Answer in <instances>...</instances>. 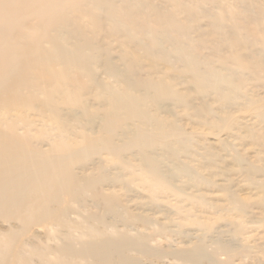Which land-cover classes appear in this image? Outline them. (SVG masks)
I'll return each instance as SVG.
<instances>
[{
  "label": "rangeland",
  "instance_id": "1",
  "mask_svg": "<svg viewBox=\"0 0 264 264\" xmlns=\"http://www.w3.org/2000/svg\"><path fill=\"white\" fill-rule=\"evenodd\" d=\"M46 1L0 15V264H264V0Z\"/></svg>",
  "mask_w": 264,
  "mask_h": 264
},
{
  "label": "bare ground",
  "instance_id": "2",
  "mask_svg": "<svg viewBox=\"0 0 264 264\" xmlns=\"http://www.w3.org/2000/svg\"><path fill=\"white\" fill-rule=\"evenodd\" d=\"M20 2H21V0H0V15L2 13L8 14L9 8L15 4L20 3ZM52 2L53 1L47 0L45 6L43 5L41 8H39L37 10V14L44 16V14H46V12H54L56 9H52L53 8V6L51 4ZM0 18H2V20H3V17L0 16ZM8 22L9 21L5 18L3 20V22H1V24H0V30H2L5 27L3 25H5V24L8 25ZM4 72H5L4 69L0 67V76H2L4 74ZM3 78L4 77H0V81H2Z\"/></svg>",
  "mask_w": 264,
  "mask_h": 264
}]
</instances>
